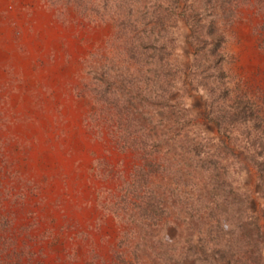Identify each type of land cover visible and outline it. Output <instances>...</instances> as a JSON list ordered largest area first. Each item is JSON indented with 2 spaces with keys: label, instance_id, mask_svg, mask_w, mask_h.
Returning <instances> with one entry per match:
<instances>
[{
  "label": "rangeland",
  "instance_id": "374dc122",
  "mask_svg": "<svg viewBox=\"0 0 264 264\" xmlns=\"http://www.w3.org/2000/svg\"><path fill=\"white\" fill-rule=\"evenodd\" d=\"M225 1L131 2L139 8L136 22L144 24L135 32L147 41L151 30L161 31L158 51H169L163 59L173 96L148 101L149 131L164 134L158 153L170 145L163 157L171 166L156 176L165 174L163 184L174 186L173 168L185 159L182 179L192 183L185 194L195 199L207 186V171L196 161H211L212 173L243 192L264 225L256 171L246 162L264 150V0ZM108 14L91 19L65 0H0V264H124L115 251L130 225L107 206L141 156L112 133L113 102L94 103L89 89L93 72L111 74L113 66L126 76L132 67L122 56L109 61L125 46L114 38L118 15ZM209 23L220 35L215 49L214 32L205 33ZM214 104L227 110L219 123L209 118ZM197 142L204 149L190 158ZM185 191L182 183L167 192L178 202L167 203L173 215L156 235L169 243L197 237L180 202ZM191 203L192 213L202 208Z\"/></svg>",
  "mask_w": 264,
  "mask_h": 264
},
{
  "label": "trees",
  "instance_id": "16d2710c",
  "mask_svg": "<svg viewBox=\"0 0 264 264\" xmlns=\"http://www.w3.org/2000/svg\"><path fill=\"white\" fill-rule=\"evenodd\" d=\"M65 1L72 3L80 13L91 19L101 17L105 13H109L111 17L118 15L114 38L123 41L125 50L121 48L122 50L115 52L109 57V61L113 65L114 59L122 56V59H130L132 62L129 73L134 74V77L128 73L126 76L129 77L126 79L123 73L121 76L112 66L111 74L100 70L93 72L92 84L89 86L94 103L113 102L111 106L114 111L108 116V120L113 126L112 133L117 137L120 146L133 147L141 156V163L136 166L130 180L119 186V195L111 206H107L111 207V212L117 220L122 219L130 225L121 231L118 242L120 248L115 251L116 259L124 264H259L261 250L264 248V225L250 209L243 192H234L226 178L212 173L213 165L209 169L211 161L207 162L203 158L196 161L203 171H207L204 180L207 186L204 188V183L202 184L203 191L195 199L185 194L192 192L189 189L192 185L191 178L188 179V176L184 181L182 179V171H186L189 165L185 159L178 158L179 161L173 168L176 177H179L174 186L163 184L165 174L156 176L165 173L171 166L169 160L163 157L170 149V145L165 146L167 151L159 154L160 150L156 146L164 143V134H158L155 130L150 132L147 122L150 119L148 101L162 100L163 103L173 96V86L170 76L168 77L171 68L163 59L169 51L165 50L162 53L158 51L160 48L158 38L164 34L153 29L151 32L155 34L145 41L144 36L135 32L138 25L143 28L144 24L136 22L139 8L133 9L131 2L134 0H98V3H95V0ZM224 2L227 1L222 0V3ZM151 13L156 11L153 9ZM133 15L136 17L132 19ZM152 16L158 17V14ZM211 32H214L211 45L212 49H215L220 44V39L218 40L220 35L216 33L212 23H209L205 33ZM163 53L165 56L161 57ZM214 55L218 58L220 54L216 52ZM142 81L145 84L144 88L140 84ZM217 107L214 104L213 116L209 118L219 123L226 116L227 110L223 112V109ZM232 113L233 111L230 113L231 116ZM203 149L201 142L193 143L188 148L190 158L192 151L199 153ZM260 153L263 157L258 158L256 154ZM211 157L208 154L207 160ZM246 162L256 171L262 199L260 211L264 217V150L257 151L254 157L251 154ZM187 172L191 175V171ZM182 183L186 191L180 194V202H185L188 208L184 210L186 217H192L186 218L187 226L192 228L191 232L197 229L198 233L195 240L188 236L183 242L169 243L156 235V231L160 230L163 220L168 221L170 219L168 216L173 215L167 210V203L178 202L176 198H171L173 194L167 192H177L179 184L181 187ZM191 202L197 203L198 207L201 205L202 208L195 209L192 213ZM200 210H204V213L200 214ZM174 217L180 219L177 212L174 213ZM200 238H203L202 242H199ZM121 247L127 248V254Z\"/></svg>",
  "mask_w": 264,
  "mask_h": 264
}]
</instances>
